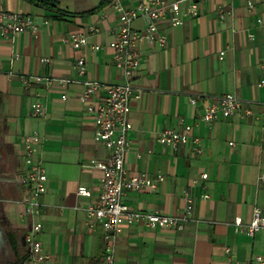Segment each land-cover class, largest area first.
Here are the masks:
<instances>
[{
    "label": "crops",
    "instance_id": "obj_1",
    "mask_svg": "<svg viewBox=\"0 0 264 264\" xmlns=\"http://www.w3.org/2000/svg\"><path fill=\"white\" fill-rule=\"evenodd\" d=\"M57 1L68 16L54 18L23 0H0V10L24 13L38 26L36 32L0 38V150L9 167L0 216L18 239L20 252L29 251L19 175L25 169L24 138L37 132L44 137L40 152L48 175L37 236L43 253L50 256L45 264H108L104 229L86 213L101 194L102 171L91 162L109 154L95 140V116L87 105L101 101L104 89L90 102L79 98L82 81H123L110 48L119 13L112 0ZM122 1L132 7L137 0ZM198 12L196 17L185 16L180 26L161 22L163 46L148 41L140 45L134 84L141 98L132 104V144L125 162L130 174L160 171L165 176L157 191L127 193L124 201L130 208L180 216L191 197V216L182 230L122 226L114 264H263L256 258L264 261V228L251 237L236 229L235 219L249 224L256 207L264 216V183L258 180L264 173V85L259 86L264 80V0H206ZM133 28L144 31L146 21L135 20ZM73 33L86 34L89 45L74 48ZM94 45L101 49L93 51ZM79 58L87 61L84 76L75 67ZM34 76L55 81L37 83ZM24 77L29 84L23 83ZM61 79L72 82L63 86ZM227 93L253 114L208 126L201 120L206 107ZM36 101L45 105L44 117L32 115ZM182 121L193 126L199 143L189 138L177 151L159 144V134L180 129ZM80 186L89 188L92 196H79Z\"/></svg>",
    "mask_w": 264,
    "mask_h": 264
},
{
    "label": "built area",
    "instance_id": "obj_2",
    "mask_svg": "<svg viewBox=\"0 0 264 264\" xmlns=\"http://www.w3.org/2000/svg\"><path fill=\"white\" fill-rule=\"evenodd\" d=\"M206 0H137L135 5L127 7L122 0H112L114 8L119 13V27L115 39L110 43L114 52V65L122 73L123 81L116 84H105L97 80L82 81L84 91L80 96L83 103L90 102L98 90L103 87L104 94L101 101L89 103L87 111L95 116V140L105 145L109 154L104 160H93L91 166L102 171L101 194L99 198L86 207L87 216L101 223L104 229L106 241V262L114 264V256L117 245V235L122 226L142 224L149 229L182 230L184 223L191 216V197H187V206L182 215L173 216L159 211L148 212L133 210L125 203L124 197L129 192L135 191H157L165 176L160 172L154 175L147 173L130 174L126 168V154L132 144L129 133L133 130L130 118L132 104L141 98V89L134 84L135 72L141 65L142 52L140 45L144 41L164 45L166 38L158 33L159 24L168 21L171 26L176 27L184 24L185 16H198V6ZM249 7L252 3L249 2ZM139 18L146 21L144 31L133 28V22ZM38 26L27 15L17 11L0 10V38L12 39L14 35L26 31L36 32ZM253 35L250 38L253 39ZM71 45L81 49L89 45V37L83 33L71 35ZM92 50H99V45L91 46ZM18 57V56H17ZM75 67L81 76L87 73L86 58H79ZM264 72V66L262 67ZM34 82L51 84L55 81L51 77L34 76ZM24 84H29V77L22 78ZM63 86H67L71 80H59ZM264 85L261 80L259 86ZM67 100V96H63ZM192 104L196 99L192 98ZM32 115L44 117L46 107L39 101L32 104ZM253 111L246 108L244 103L234 94H223L214 104L208 105L201 120L208 126H212L220 119L235 118L237 115L251 116ZM180 129L168 128L158 136L159 144L179 150L180 146L192 138L197 145L199 139L193 136V126L184 124ZM264 133V128H263ZM44 137L34 132L24 138L23 156L25 169L19 175V182L24 187L25 193L21 203L25 207V214L28 217L29 229L25 237V244L29 250L30 264H45L50 256L43 253L42 244L37 238L42 230L41 198L46 194L48 175L44 166L40 147ZM233 145V143H230ZM197 153L201 149L195 148ZM208 174H202L206 179ZM260 183H264V173L258 177ZM78 195L91 197L92 192L85 186L78 188ZM206 198L208 196H205ZM235 226L253 237L256 232L264 228L263 210L256 207L249 224L244 225L241 217L235 219ZM229 251V250H228ZM257 261L264 264L261 257Z\"/></svg>",
    "mask_w": 264,
    "mask_h": 264
},
{
    "label": "trees",
    "instance_id": "obj_3",
    "mask_svg": "<svg viewBox=\"0 0 264 264\" xmlns=\"http://www.w3.org/2000/svg\"><path fill=\"white\" fill-rule=\"evenodd\" d=\"M23 1H25L30 5L38 7L44 10L45 12L51 13L54 18L68 16V14L59 7V2L57 0H23ZM96 9L97 8L88 10L86 12H82L79 15L91 14L94 11H96ZM8 244L10 246V249L14 257L16 258V261L17 262L21 261L24 255L22 252H20L18 239L12 233H8Z\"/></svg>",
    "mask_w": 264,
    "mask_h": 264
},
{
    "label": "flooded vegetation",
    "instance_id": "obj_4",
    "mask_svg": "<svg viewBox=\"0 0 264 264\" xmlns=\"http://www.w3.org/2000/svg\"><path fill=\"white\" fill-rule=\"evenodd\" d=\"M9 171V167H8V163L6 162L5 159H3V156L1 154V150H0V199L3 196V194L5 193L4 191V184H5V180L7 179V174ZM0 224L2 225L5 235L8 239V230L5 224V221L3 220V218L0 216ZM9 246V244H8ZM10 248V246H9ZM11 251V249H10ZM29 254V251H24L23 255L26 256ZM18 263L16 261V258L14 257L12 251H11V256L10 257H6L3 254H0V264H16Z\"/></svg>",
    "mask_w": 264,
    "mask_h": 264
},
{
    "label": "water",
    "instance_id": "obj_5",
    "mask_svg": "<svg viewBox=\"0 0 264 264\" xmlns=\"http://www.w3.org/2000/svg\"><path fill=\"white\" fill-rule=\"evenodd\" d=\"M0 254H3L6 257L11 256V251L8 246V239L5 235L4 229L0 224ZM30 254L24 256L21 261L16 264H25L29 260Z\"/></svg>",
    "mask_w": 264,
    "mask_h": 264
},
{
    "label": "rangeland",
    "instance_id": "obj_6",
    "mask_svg": "<svg viewBox=\"0 0 264 264\" xmlns=\"http://www.w3.org/2000/svg\"><path fill=\"white\" fill-rule=\"evenodd\" d=\"M25 264H29V262H26Z\"/></svg>",
    "mask_w": 264,
    "mask_h": 264
}]
</instances>
